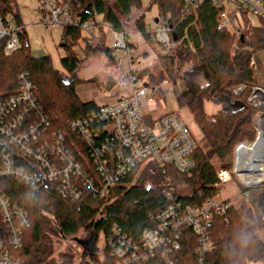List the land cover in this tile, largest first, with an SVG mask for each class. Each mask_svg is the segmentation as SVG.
Wrapping results in <instances>:
<instances>
[{
  "label": "trees",
  "instance_id": "16d2710c",
  "mask_svg": "<svg viewBox=\"0 0 264 264\" xmlns=\"http://www.w3.org/2000/svg\"><path fill=\"white\" fill-rule=\"evenodd\" d=\"M61 1L72 3V14L77 18L99 22L100 27L109 26L115 35L123 34L117 14L122 16L123 21H133L141 44L129 49L139 51L141 55V65L145 69L140 77L145 80V86L151 89L167 76L171 88L177 81H182L186 86L183 94L186 113L192 116L202 139L208 141L210 150L207 156L194 154L195 169L190 174H180L167 167L165 171L171 186L165 185L160 173L150 176L149 171L144 173L140 167L136 168L132 174V180L137 179L136 183L129 189L117 185L106 203L100 202L96 191L84 188L82 181L78 180L74 183L79 195L73 200L70 195L63 198L59 181L53 186L41 184L32 187L15 177L1 178L0 193L27 217L22 246L12 251L13 257L24 264H82L87 257L86 251H81L80 247L81 252L76 256L59 254L56 251L57 243L76 241L80 246L87 240V252L95 254L98 238L103 237L106 243L114 237V229L139 244L145 232L155 229L156 216L169 207L198 208L216 198L218 180L209 159L216 155L223 168L231 171L235 148L244 142H254L256 138L252 119L258 112L247 101L259 86L250 64L254 56L264 55V21H259L263 38L259 42H252L247 30L250 27L249 16L238 12L245 30L240 36L243 40L239 39L238 42L240 52L232 56L237 33L229 29L218 31L224 9L218 10L210 3H204L195 12H189L180 0H148L156 7L157 15L166 19L172 29L171 35L176 36L177 42H182L162 57L152 47L143 22L144 14L150 11V7L145 5L142 11L137 10L142 0H111L110 5L108 0H78L76 4L73 0ZM19 13L18 0H0V19L4 25L12 19L16 27H22ZM185 33L187 41L184 40ZM94 38L75 29L63 31L65 56L60 59L59 65L64 74L71 78L66 81L50 57L32 58L24 29L18 35L20 50L14 55L5 57L6 41H0L1 106H5L4 101L18 95L19 77L27 75L39 110L25 117L16 131L21 134H27L30 128L36 131L38 140L33 144L36 152L53 146L62 137L63 147L83 167L85 177L89 179H94L96 175L91 154L93 148L83 141L73 125L84 122L89 125L94 147H100L108 138L102 132L100 122H89L99 112V107L93 102L81 101L76 89L85 82L74 78V74L81 64L97 55L116 70L113 52L105 45L103 30L99 29L98 37ZM144 46L149 48L151 54L141 50ZM76 49L80 50L78 54L75 53ZM115 78L116 75L108 79L102 91L110 93L115 87ZM260 87L264 92V82ZM239 88L243 90L236 95L235 90ZM206 104L218 106L221 110L209 117L205 113ZM8 114L15 115L10 111ZM16 131H13L14 136ZM4 156L17 169L34 172V164L16 149L10 148L9 140L0 136V168ZM197 187L200 188L199 192L192 193L191 189ZM179 188H187L192 194L180 196ZM240 191L246 192L244 189ZM167 192L172 193V201L166 198ZM247 193V199L234 205L225 219L215 218L208 228L207 243L211 247L207 254H200L198 235L191 228L183 226L180 250L170 255L171 264H264V231L256 221L257 218H264V187L248 190ZM80 235H84V238L77 241ZM147 264L165 263L155 255Z\"/></svg>",
  "mask_w": 264,
  "mask_h": 264
},
{
  "label": "built area",
  "instance_id": "2783aa9c",
  "mask_svg": "<svg viewBox=\"0 0 264 264\" xmlns=\"http://www.w3.org/2000/svg\"><path fill=\"white\" fill-rule=\"evenodd\" d=\"M76 4L78 0H73ZM185 9L195 12L204 3H210L216 9H224L218 31H224L230 26V18L226 15V7L233 6L237 11L247 13L249 17L264 21V0H180ZM108 0V4H111ZM37 12L39 25L49 29H75L88 37H98V30H103L106 38V47L110 48L114 65L116 67L115 87L110 92H117L116 100L99 108V112L92 117L91 124L100 122L102 132L108 139L100 147L93 146V135L87 123H76L73 128L79 132L80 137L92 147V156L96 175L94 179L85 177V170L76 163L73 156L63 147V138L59 137L53 146H46L36 152L33 144L37 142L34 129L27 130V134L16 131L18 125L31 112L37 111L38 106L32 87L27 80V75L19 77L20 90L16 97L4 101L5 106L0 104V136L9 140L10 148L16 149L19 154L34 164V172H25L22 168L17 169L13 162L4 156L0 168V179L15 177L23 180L32 187L38 185H51L59 181L64 194L63 198L70 195L76 200L79 193L76 190L75 180L82 181L83 187L96 191L98 200L106 203L111 197V191L116 186L129 189L128 180L132 179L134 170L140 167L142 172H150V176L161 174L166 186H171V180L166 175L165 169L171 167L180 174H190L195 169L194 154L207 156L210 150L206 139L198 141L190 131V128L182 120V114L167 115L160 117L157 103L166 99L165 88L170 87L169 80L164 78L159 85L153 88L145 86V80L140 77L145 69L141 65L139 51L129 49L134 45L141 44L139 33L133 21H123L121 15H116L122 33L115 35L109 26L102 25L96 21H82L72 14V3H64L61 0H37ZM142 11L145 5L150 11L144 14L146 34L155 52L164 57L172 49L180 46L182 42L170 40L171 27L166 19L157 15L156 7L148 0H142ZM145 10V9H144ZM23 27V28H22ZM16 27L12 19L6 25L0 19V41H6L4 48L5 57H10L20 50L18 35L26 29L24 26ZM249 30L250 40L255 33ZM246 30V31H247ZM243 32L237 33L236 43L233 46L232 56L239 51L238 42ZM259 35L263 38V30ZM187 41V33L184 35ZM93 39V38H92ZM252 41V40H251ZM190 47V46H189ZM151 54L149 48L142 47ZM79 49L75 50L78 54ZM250 69L260 86L264 82L261 73V65L254 59ZM64 74V72L60 69ZM175 86L185 93V86L177 81ZM258 86L252 91L247 103L257 110V115L252 119L253 128L256 131L254 142H244L238 145L233 152V174L223 168L222 164L215 166L213 155L209 159L215 169L218 180L215 188L218 196L224 188H231L234 195L231 198L218 200L217 197L208 200L198 208H179L171 206L154 221L155 229L145 232L139 244L133 243L118 229L113 230L112 239L106 244V254L100 252L86 257L82 264H147L155 255L160 256L165 264H171L170 255L180 250V231L183 226L191 228L199 237L200 254L210 251L207 243L208 228L215 218L225 219L227 212L236 204V201H245L247 191L264 187V92ZM243 88L235 90L239 94ZM107 95L104 91H97V95ZM176 97L177 101L183 99ZM185 107V106H184ZM153 109V112L151 110ZM18 110V112H17ZM10 113L15 114L9 116ZM39 111V110H38ZM149 111V112H147ZM43 122L44 120L41 119ZM89 127V128H88ZM16 131L15 136L13 131ZM251 148L242 159L238 151L243 147ZM218 159V158H217ZM242 159V160H241ZM243 162V163H241ZM141 173V172H140ZM139 173V174H140ZM247 174L248 177L242 175ZM84 177V178H83ZM83 178V179H82ZM236 179V180H235ZM237 181V182H236ZM246 190V192L240 191ZM166 198L172 201V193L167 192ZM264 231V218L256 219ZM27 217L17 208L13 207L9 200L0 193V264H21L10 258V252L17 251L22 246L24 228L27 227ZM92 253V252H91ZM95 257V259H94ZM8 258L10 260H8ZM252 264V263H247Z\"/></svg>",
  "mask_w": 264,
  "mask_h": 264
},
{
  "label": "rangeland",
  "instance_id": "374dc122",
  "mask_svg": "<svg viewBox=\"0 0 264 264\" xmlns=\"http://www.w3.org/2000/svg\"><path fill=\"white\" fill-rule=\"evenodd\" d=\"M18 5L20 7L19 14L21 17V21H22L23 26L26 29V34L30 42L32 58L39 59V58H44V57H50L54 62L55 68L57 70H60L61 67L59 65V61L65 56L64 49L61 47L64 45L63 44V30L62 29H49V28L41 27L39 25V15H38V12L35 10L38 5L37 0H18ZM238 12L239 11H237V9L233 6L226 7V15L230 18V26L228 29L233 33H241V32H244L245 30L244 26L242 25L240 21ZM249 20H250V26H251L252 31L255 32L261 29L259 25L260 20H257L252 17H249ZM171 51H173V49ZM147 64L149 63L147 62ZM115 71L116 70L112 64H110L102 56L97 55V56H93L89 58L85 63L81 64L76 70L74 74V78H77L85 82V84H83L82 86L88 87L90 89L91 88L94 89L95 94H97V91L103 90L104 84L108 79L115 77L116 75ZM63 77H64V81L71 79L67 75H64ZM166 79L170 80L168 76ZM181 83L184 85L182 81ZM259 86H260V83H259ZM164 91L166 93V99L159 101L157 103V109L160 112L159 113L160 117L167 116V115H179L184 110H186L184 107L185 105L184 98L181 101H177L175 99L176 97L180 98L182 96L183 92H181L180 89L174 86L173 88L171 87L165 88ZM117 95H118L117 92H112V93H107V95H105L104 97L109 99V102H113L114 100H116ZM101 100L103 101L104 99H101ZM220 110L221 108L218 106H213L211 104L205 105V113L209 117L213 116L217 111H220ZM151 112H153V109L151 110ZM181 118L190 128V131L193 134V136L198 141H200L202 139V135H201L199 128L194 124L192 116L189 113H186L184 115L182 114ZM214 164L215 166L218 167L221 163L219 162L217 158H215ZM230 172L231 173L233 172V166ZM136 180L137 179L135 180L129 179L128 184L130 186H133L136 183ZM191 190H192V193L193 191L197 193L199 192L200 188L197 187ZM192 193H189V190H187V188L178 189V195L180 196H190ZM220 193H221V196L217 197L218 200H222L226 198L228 199V198L233 197L234 195L233 194L234 191L230 187L222 189ZM240 202L242 201H236L235 203L238 204ZM83 236L84 235H80L77 241L81 239L83 240L84 238ZM75 242L76 241L74 242L73 241H70V242L59 241L56 246L57 253L59 254L66 253L70 256H76L81 251H80V247H78L77 245V242L76 243ZM105 248H106V244L104 242V239L103 237L100 236L96 242V249H97L96 252H100L101 255H103ZM12 253L13 252H10V258L13 261L24 264L21 260L15 259ZM8 260L10 259L8 258Z\"/></svg>",
  "mask_w": 264,
  "mask_h": 264
},
{
  "label": "crops",
  "instance_id": "0c3cea01",
  "mask_svg": "<svg viewBox=\"0 0 264 264\" xmlns=\"http://www.w3.org/2000/svg\"><path fill=\"white\" fill-rule=\"evenodd\" d=\"M260 29L258 31H255V33L252 35V42H259L262 39V36L259 35ZM262 55V56H261ZM259 65H261V73L263 74L264 77V55L260 54L254 56L253 58ZM78 97L81 99L82 102L88 103V102H93L97 107H102L106 104H110L109 99L105 98L104 95H97L95 94L94 89H90L88 87L80 86L77 87L76 89ZM101 99H104L103 101ZM96 100V101H95ZM101 100V101H100Z\"/></svg>",
  "mask_w": 264,
  "mask_h": 264
},
{
  "label": "bare ground",
  "instance_id": "6f19581e",
  "mask_svg": "<svg viewBox=\"0 0 264 264\" xmlns=\"http://www.w3.org/2000/svg\"><path fill=\"white\" fill-rule=\"evenodd\" d=\"M262 107H263V110H264V105L262 104ZM261 137H264V134L261 136ZM251 150V148H250V146L249 147H243V148H241L239 151H238V154H239V157H242V159H246V158H243V156H245V154L248 152V151H250ZM241 159V160H242ZM241 163H243V162H241ZM244 178L245 177H248L247 176V174H244V175H242Z\"/></svg>",
  "mask_w": 264,
  "mask_h": 264
},
{
  "label": "water",
  "instance_id": "95a60500",
  "mask_svg": "<svg viewBox=\"0 0 264 264\" xmlns=\"http://www.w3.org/2000/svg\"><path fill=\"white\" fill-rule=\"evenodd\" d=\"M171 37H172V40H173V42H177V38H176V36L174 35V34H172L171 35ZM240 40L242 41L243 40V37H240ZM63 49H64V45L63 46H61ZM76 243V242H75ZM77 245H78V243H77ZM92 248H93V246H92ZM86 256L87 257H91L92 256V253H90V252H86Z\"/></svg>",
  "mask_w": 264,
  "mask_h": 264
},
{
  "label": "flooded vegetation",
  "instance_id": "af4514ba",
  "mask_svg": "<svg viewBox=\"0 0 264 264\" xmlns=\"http://www.w3.org/2000/svg\"><path fill=\"white\" fill-rule=\"evenodd\" d=\"M82 240V239H81ZM78 247H81V251H83V252H87V250L89 249V244H88V241L87 240H85L84 241V244H81L80 246H79V244H78ZM85 252V253H86Z\"/></svg>",
  "mask_w": 264,
  "mask_h": 264
}]
</instances>
